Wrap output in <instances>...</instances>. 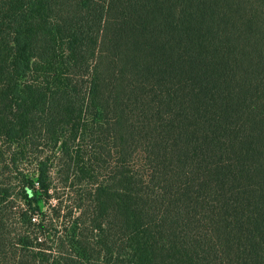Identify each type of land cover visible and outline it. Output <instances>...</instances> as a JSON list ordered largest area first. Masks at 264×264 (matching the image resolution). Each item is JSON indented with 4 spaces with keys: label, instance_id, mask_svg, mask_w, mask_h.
I'll list each match as a JSON object with an SVG mask.
<instances>
[{
    "label": "trees",
    "instance_id": "trees-1",
    "mask_svg": "<svg viewBox=\"0 0 264 264\" xmlns=\"http://www.w3.org/2000/svg\"><path fill=\"white\" fill-rule=\"evenodd\" d=\"M0 264H264V0H0Z\"/></svg>",
    "mask_w": 264,
    "mask_h": 264
}]
</instances>
